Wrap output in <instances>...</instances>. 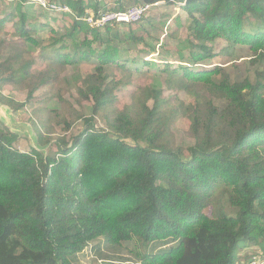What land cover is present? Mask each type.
Here are the masks:
<instances>
[{
    "label": "trees",
    "instance_id": "trees-1",
    "mask_svg": "<svg viewBox=\"0 0 264 264\" xmlns=\"http://www.w3.org/2000/svg\"><path fill=\"white\" fill-rule=\"evenodd\" d=\"M24 1L17 14L0 16V102L17 111L52 83L62 106L37 109L30 152L14 147L20 136L0 121V264H84L88 250L102 261L130 264H248L254 256L264 262V71L240 79L239 56L215 61L210 45L224 39L229 51H250L243 62L263 61L264 0H48L72 24L63 34L50 27L44 45L27 22L48 15L24 9ZM159 2L188 16L180 65L172 69L162 59L167 86L140 88L118 108V90L133 83L128 60L157 65L131 48L159 39L169 16L147 22L155 35L141 24L145 16L124 24L127 33L118 24L93 27L86 18ZM9 21L13 41L5 39ZM253 25L258 29L250 32ZM82 64L96 65L77 79L63 75ZM7 87L26 100L5 95ZM174 87L192 100L167 96L165 88ZM75 103H88L92 113ZM96 118L104 127L95 128ZM181 118L190 124L187 148L172 131ZM79 120L87 126L69 145L65 135ZM57 127L58 151L45 152ZM228 207L237 209L234 216ZM133 240L144 249L141 261L125 259L123 244Z\"/></svg>",
    "mask_w": 264,
    "mask_h": 264
},
{
    "label": "rangeland",
    "instance_id": "rangeland-1",
    "mask_svg": "<svg viewBox=\"0 0 264 264\" xmlns=\"http://www.w3.org/2000/svg\"><path fill=\"white\" fill-rule=\"evenodd\" d=\"M47 1V0H46ZM18 0H0V16L5 17L6 15L10 13H16V5ZM25 7L24 9H30L34 11L36 14L40 12H46L47 17H29V22H27V27L34 30L36 32V40L40 44H46L48 43L49 36L52 35V30H50V27L55 26L59 34L65 33L69 26L72 24V18L69 16H64L63 12H55L53 11V8L47 7L45 8L42 4L38 2V0H26L24 1ZM163 15H168L169 20L164 26V32L158 33L159 39H152L147 38L146 43L141 46V48L137 51L136 47H132L131 51L133 52L134 56L140 57V59H145L147 61L157 63L156 66H150V65H144L142 61L138 62H131L128 60L127 62V68L133 73L132 80L133 83L130 84V86H124L120 88L117 92V102L116 106L118 108H122L126 103L130 101V97L133 93L136 91L138 92L140 88H143L148 85H154L157 87H163L166 85V77L167 74L163 70L165 68V65L163 64L162 59H170V63L173 64L172 69H178V66L180 65V62L177 60L178 58V51L177 48L180 45V42H183L187 36V14L181 9V7L177 6L176 4H170L166 2H159L155 5H153L150 10L146 13L145 19L141 22V24L145 25L151 32V28L146 25L148 21L150 22H157L159 21ZM51 19V21H50ZM51 23H50V22ZM47 23H50L48 25ZM258 26V25H257ZM257 26H251L249 28L250 32H255L258 28ZM129 26L122 25L121 32L127 33L129 31ZM134 27H137L135 25ZM14 22L9 21L6 25L5 31L7 34H5V39L8 41H13L14 39H17L16 37L12 36V33L14 32ZM174 32L175 36L166 37V33ZM153 35L154 32H152ZM168 41V42H167ZM228 42L224 39H218L215 42L210 43L215 49V52L218 53V57L215 61L222 62L225 64L226 62H229L232 60L235 56H239L238 63H240V69L237 70L238 77L240 79H243L245 76H250L252 79L255 78V72L256 69L259 68L260 70L264 71V60L258 61L257 63L248 64L246 62H243L242 59L249 58L250 51L248 49L241 48L238 51L237 50H228L226 46ZM164 44V46H161ZM155 46L156 49L152 50L150 52L149 47L147 46ZM173 50L175 52V58H172L170 56V53L167 52V50ZM32 54L38 59L39 56V48L32 47ZM12 51L8 49V52ZM187 52V51H186ZM241 56H244L241 58ZM190 62L188 59H184L183 63L187 64ZM189 64V63H188ZM214 64V60L205 64H198L197 66H204V67H211ZM96 64H82L80 66H69L67 71L63 74L69 77H72L74 79H77V76H85L88 73L94 71ZM176 67V68H175ZM198 67V68H202ZM72 89H74V94H69L68 98L70 101L74 102L73 97L77 95L76 88L78 87L77 83L73 82L71 85ZM4 94L7 96H13L18 101H25L26 95L19 93L17 91H11L10 87H7L3 90ZM165 92L167 96L172 97H178L180 99L185 100L186 102H189L192 100V97L186 93L184 90L179 89L178 87H174L173 90H168L165 88ZM173 92L174 94L170 93ZM73 93V91H72ZM170 93V94H169ZM35 98L27 104L25 107L20 108L17 111H14L11 109L9 105H4L0 102V105L3 107H6L9 109L10 114V121H8V117L5 119L0 118V121H2L4 124H6L13 132L18 133L20 136L19 140L14 144V147L19 149L23 152H30L32 150L33 146L37 145L36 142V136L38 135V130L35 129V126L33 124V121H38L35 112L39 107L47 108V109H60L61 108V102L56 97V88L54 84L48 83L35 94ZM173 99V98H172ZM75 106L79 109L87 113L88 115L92 113L91 106L88 103H84L83 106H79L75 103ZM6 115V114H5ZM8 116V115H7ZM33 120V121H32ZM95 122V128L99 129L101 127H104V124L100 118H96ZM189 121L185 118L178 119L175 125L172 127V131L175 133V136H177V140L180 145H182L184 148H187L188 145L191 144V139L187 136V132L189 130ZM87 124L84 122V120H79L73 128L66 133V140L69 145L72 144L73 139L81 134L83 130L86 128ZM0 129H2V123L0 122ZM57 134H54V139L51 141L50 145L45 149V152L49 151V148L53 152L58 151V137L63 130L61 127H57ZM237 212V209L233 207L227 208V213L230 216H234ZM207 213L209 215L212 214L211 209H207ZM123 249H125V253L128 256H125V259H130L132 261H141V258L143 256L144 249L142 246L139 245V243L135 240L125 242L123 244ZM143 250V251H141ZM244 252V251H243ZM254 252V250H253ZM137 253H142L141 256ZM246 253H249L246 251ZM252 253V250L249 254ZM246 258L245 256H243ZM102 259H99L95 254L88 255V257L84 260V264H110L111 262H106L110 260L102 261ZM244 262L246 260L244 259ZM250 262V261H249ZM248 262V263H249ZM125 264H130L131 262H124ZM82 264V263H81ZM264 264V262L262 263Z\"/></svg>",
    "mask_w": 264,
    "mask_h": 264
},
{
    "label": "built area",
    "instance_id": "built-area-1",
    "mask_svg": "<svg viewBox=\"0 0 264 264\" xmlns=\"http://www.w3.org/2000/svg\"><path fill=\"white\" fill-rule=\"evenodd\" d=\"M45 8H55V5L50 4L48 0H38ZM151 5L143 6H132L124 11H107L100 12L99 15L91 14L86 19L91 24V26L96 28H104L106 26L124 25V24H134L139 22L142 17L150 10ZM67 9V8H66ZM88 255H92L91 250H88ZM102 262V261H100ZM263 261L258 256H254L248 264H262ZM110 264H125L120 261H112Z\"/></svg>",
    "mask_w": 264,
    "mask_h": 264
},
{
    "label": "water",
    "instance_id": "water-1",
    "mask_svg": "<svg viewBox=\"0 0 264 264\" xmlns=\"http://www.w3.org/2000/svg\"><path fill=\"white\" fill-rule=\"evenodd\" d=\"M7 117H8V121H10L9 120L10 119L9 109H7L6 107H3V106L0 105V118H3V119L5 118L6 119Z\"/></svg>",
    "mask_w": 264,
    "mask_h": 264
}]
</instances>
